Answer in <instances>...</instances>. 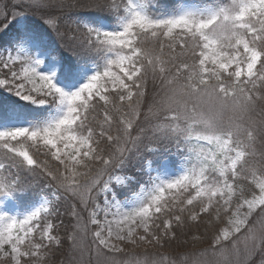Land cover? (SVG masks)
<instances>
[{"label": "snow or ice", "instance_id": "1", "mask_svg": "<svg viewBox=\"0 0 264 264\" xmlns=\"http://www.w3.org/2000/svg\"><path fill=\"white\" fill-rule=\"evenodd\" d=\"M0 3V264H264V0Z\"/></svg>", "mask_w": 264, "mask_h": 264}, {"label": "trees", "instance_id": "2", "mask_svg": "<svg viewBox=\"0 0 264 264\" xmlns=\"http://www.w3.org/2000/svg\"><path fill=\"white\" fill-rule=\"evenodd\" d=\"M161 6H163L165 3L168 2V0H160ZM0 10H3V4L0 3ZM73 11H87V9H79V10H73ZM69 15H71V12H69ZM258 148L264 149V145H257ZM203 231V229H201ZM193 232L195 233V229H193ZM186 237L181 236L179 241H174L172 245V249L175 250L181 254L185 252H198L201 251L203 248L207 247L206 244H195L193 245L191 241V237H187L189 240L188 244H184V240ZM88 243H90V237L88 240L84 241V246H86ZM183 245V247H181ZM241 249H243V243L240 245ZM141 254H143L141 252ZM122 259L121 257L117 256V260L119 261ZM53 260L55 261V264H87V261L91 260L92 264H96V257L94 248L91 252H85L83 257H81L80 252L78 250L72 249L70 247V242L65 241L63 247H61L53 257ZM261 260V256L257 254L250 262V264H257L258 261Z\"/></svg>", "mask_w": 264, "mask_h": 264}]
</instances>
